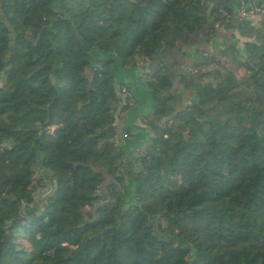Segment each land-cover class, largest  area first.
<instances>
[{
    "label": "trees",
    "instance_id": "trees-1",
    "mask_svg": "<svg viewBox=\"0 0 264 264\" xmlns=\"http://www.w3.org/2000/svg\"><path fill=\"white\" fill-rule=\"evenodd\" d=\"M235 14L232 0H0V264H264V18ZM228 25L245 75L202 83L211 55L177 95L162 54ZM140 58L151 136L133 178L117 172L113 69ZM38 168L55 187L37 214Z\"/></svg>",
    "mask_w": 264,
    "mask_h": 264
},
{
    "label": "crops",
    "instance_id": "crops-1",
    "mask_svg": "<svg viewBox=\"0 0 264 264\" xmlns=\"http://www.w3.org/2000/svg\"><path fill=\"white\" fill-rule=\"evenodd\" d=\"M240 1L232 0L235 8ZM244 1L249 2L250 0ZM260 18L264 17H255L251 20H241L239 22L252 25L257 23ZM216 28V33L212 38L203 35L181 45L178 50L167 51L162 54L165 67L168 63L176 62L178 64L170 68L173 90L177 95L184 96L185 99L188 98L179 85V79L183 75H188L194 64L204 62L217 52L228 50L229 43L241 49L242 44L246 42L244 38L240 37L235 26H216ZM149 65L150 62L147 58H140L134 67L124 68L117 64L114 70L118 89H126L125 95L122 96L123 102L118 110L116 120L118 134L114 141L119 148L118 150L124 154V162L132 167L129 168V177H132L135 170H137V164L135 163L137 153L143 151L151 136L149 128L143 123V119L152 113V98L144 80ZM124 135L128 137L124 139Z\"/></svg>",
    "mask_w": 264,
    "mask_h": 264
},
{
    "label": "rangeland",
    "instance_id": "rangeland-1",
    "mask_svg": "<svg viewBox=\"0 0 264 264\" xmlns=\"http://www.w3.org/2000/svg\"><path fill=\"white\" fill-rule=\"evenodd\" d=\"M262 21H263V19L260 20L259 22H262ZM258 25H260V23L252 24L251 27H254V28L255 27H259ZM182 45H183V43H182ZM179 48H181V45H180ZM223 51H226V50H222L220 52H223ZM220 52H217L216 54H214L215 58H213L211 60V63H212V68L211 69L200 70L199 73H197V74L196 73H192V72H194V70H193V71H190V73L187 76H189L191 74H196L201 79V82L205 83V82H207V78L202 79V77H201L202 74H205L206 72L207 73H209V72L212 73V71H214L215 69H219V70H222V71H229L230 73H232L238 79L242 78L245 75L246 72L243 69H239V70L235 71L234 67H232V64H230L228 62L227 54H226V56L218 57ZM235 52H236V54H235L236 58H239V61L242 62V60L244 59L243 58L244 57L243 48H241V49L238 48V49H236ZM232 55H233V53H232ZM233 59H234V57H233ZM114 70H115V68L113 69V73H114ZM190 70H192V68ZM209 75L211 77L213 76L212 74H209ZM144 80H146V78ZM0 86H3L2 80H0ZM125 93H126V89L125 88H120V94L123 96V95H125ZM189 103L190 102H188V104ZM144 120H145V118L143 119V121ZM169 124H171V122H169ZM126 138H124V139H126ZM137 154H139V153H137ZM135 160H136V158H135ZM130 167H131V165H128V167L125 170V172H122L124 170L122 168L117 170V172L120 175L124 176V177L129 176V172H130L129 168ZM137 169H139V166H137ZM102 173H103L105 179L108 180L109 176L105 172V170H103ZM134 174L135 173H133V176H132L133 178L135 176ZM41 178H43V181H40ZM50 179H51L50 173L45 172L43 170H40L39 168L36 170V174L34 175L33 180H32V185L34 186V188L32 190L33 203L31 205L29 204V206L33 207V209L35 211H37V214H38V212H40V213H44L45 212V209L47 207V205H46L47 204V200L50 197V194H51L52 190L55 187V183L51 182ZM125 182L127 183L126 179H125ZM125 182H124L123 186H125ZM123 190H124V187H123ZM134 190H135V185H131V186H129L127 192L125 193L126 206L129 205L128 202H130L131 198L134 196ZM23 205L27 206L28 204L24 203ZM19 242H21V244H23V246H24V248H26L27 252L31 251L30 247H29L28 243L25 241V239L24 240L23 239H19Z\"/></svg>",
    "mask_w": 264,
    "mask_h": 264
},
{
    "label": "built area",
    "instance_id": "built-area-1",
    "mask_svg": "<svg viewBox=\"0 0 264 264\" xmlns=\"http://www.w3.org/2000/svg\"><path fill=\"white\" fill-rule=\"evenodd\" d=\"M235 20H251L255 17H264V0H241L235 8ZM127 136L124 135V138Z\"/></svg>",
    "mask_w": 264,
    "mask_h": 264
},
{
    "label": "water",
    "instance_id": "water-1",
    "mask_svg": "<svg viewBox=\"0 0 264 264\" xmlns=\"http://www.w3.org/2000/svg\"><path fill=\"white\" fill-rule=\"evenodd\" d=\"M226 54H227L228 62H229L230 64H232V63H233V55H232V51H231V50H227V51H226ZM157 63H158V62H157Z\"/></svg>",
    "mask_w": 264,
    "mask_h": 264
}]
</instances>
